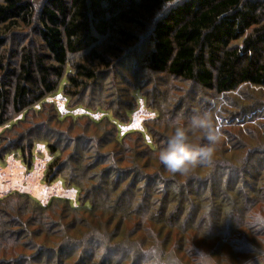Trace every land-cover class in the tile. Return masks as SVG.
Wrapping results in <instances>:
<instances>
[{
    "label": "rangeland",
    "instance_id": "1",
    "mask_svg": "<svg viewBox=\"0 0 264 264\" xmlns=\"http://www.w3.org/2000/svg\"><path fill=\"white\" fill-rule=\"evenodd\" d=\"M184 1L163 4L151 20L157 22ZM29 2L35 12L32 23H18L6 31V63H16L22 46L42 50L37 16L46 0ZM153 26L138 31L132 45L112 52L110 67H99L96 79L80 94L70 86L21 112L9 106L8 119L0 125V200L17 194L33 199L25 204L13 200L1 217L8 219L7 233L26 234L30 228L37 235L32 237V246L25 245L28 238L20 237L17 245L0 247V256L30 257L52 248L69 257V261L61 259L63 264L76 258L77 264H264V237L256 235L264 226L250 219H264V165L260 166L264 158L260 154L264 151V87L244 84L217 94L191 81L149 70L144 57L151 49ZM97 43L101 49L103 40ZM78 59V55L69 58ZM193 110L211 115L219 131L215 151L210 162L189 173L169 174L157 159L158 148L173 133L169 120L181 114L190 116ZM198 137L201 133H193L191 142L200 143ZM31 147L29 156L26 152ZM55 160L58 167L52 164ZM227 164L234 170L224 172L222 182L227 191L230 174L235 194L221 193L216 187L220 208L191 199L170 203L169 193L187 177L197 196H202L205 188L198 178L219 176L222 170L218 166ZM50 167L60 175L48 181ZM133 171L145 181L138 182L137 188L131 185L118 201L124 204L120 202L117 213L111 206V213L107 182L129 180ZM245 177L250 179L238 181ZM160 197L161 202H156ZM93 202L97 211H90ZM154 206L161 215L153 214ZM36 208L48 210L40 214ZM23 210V220L32 217L31 226L19 223ZM231 226L239 228L228 244H218ZM247 250L255 253L241 255ZM20 259H15L17 264Z\"/></svg>",
    "mask_w": 264,
    "mask_h": 264
},
{
    "label": "trees",
    "instance_id": "2",
    "mask_svg": "<svg viewBox=\"0 0 264 264\" xmlns=\"http://www.w3.org/2000/svg\"><path fill=\"white\" fill-rule=\"evenodd\" d=\"M171 1L46 0L37 16V33L42 41V50L22 46L17 52L19 59L12 64L4 60L8 42L6 31L13 29L18 23L30 25L35 12L29 0H0V28L3 27L0 29V125L8 119L9 106L14 111L21 112L59 88L66 89L70 86L80 94L88 82L96 79L99 67H110L111 53L117 52L121 46L132 45L138 38L137 32L143 31L151 23L154 24L151 49L144 57L149 70L191 81L203 89L214 90L217 94L232 92L244 84L264 87V2L185 0L160 20L153 22V14L163 4ZM4 29L6 30L3 31ZM98 39L104 42L101 49L98 47ZM74 55H78L80 59L70 61L69 58ZM48 148L53 152L57 151L53 145ZM20 149L21 154H24L22 148ZM27 152L26 154L32 156V147ZM262 153L264 151L260 152ZM29 160L26 158L27 162ZM260 162V166L264 165V158ZM52 164L58 165L56 160ZM50 168L52 171L47 174L50 176L48 181L60 175V172L55 175V169ZM218 169L222 170L219 176L198 178L205 188L202 196H197L192 189L191 180L187 177L176 187V191L169 193L172 196L170 203L191 199L190 201L220 208L218 204L221 202H216L219 194L214 195L215 188L222 191L221 193L235 192L229 184L230 174L226 182L227 191L222 182L223 173H232L234 168L227 164L218 166ZM261 169L264 171V166ZM131 175L133 176L129 180L113 179L107 182L108 210L111 213V206H115L113 212L117 213L121 202L118 201L129 192L131 185L137 188L138 182L145 181L144 178L139 179L134 175V171ZM245 179L250 178H238V181H247ZM173 180L171 184L174 185ZM251 180L255 181L256 178L252 176ZM202 197L206 201H202ZM15 199L25 204L31 203L33 198L26 194H17L0 200V247L4 249L17 245L20 237L28 238L25 245L32 246V237L37 235L30 228L25 230L26 234L24 231L7 233L8 219H2L1 215L7 213L8 204ZM85 200L88 201L89 197ZM160 200L161 197L155 201L159 203ZM123 204L122 201L121 205ZM90 206V211H97L94 202ZM36 210L42 214L48 209ZM24 212L25 210L19 213L18 221L22 225L31 226L32 217L23 220ZM157 213L161 215L154 206L153 214L157 216ZM250 219L252 223L264 226V219ZM241 224L247 227V224ZM238 228L228 227L229 231L225 237L219 238L221 241L218 244H228ZM247 229L254 230L252 226ZM262 234L264 237V230L256 231V235ZM60 253L62 250L46 248L43 253L30 257L14 253L13 256H0V259L3 260L1 264H17V257L21 258L18 264H63L61 259L70 260ZM254 253L253 250H247L241 255L246 257ZM76 259L67 264H77L78 258ZM256 263L259 264V261Z\"/></svg>",
    "mask_w": 264,
    "mask_h": 264
},
{
    "label": "clouds",
    "instance_id": "3",
    "mask_svg": "<svg viewBox=\"0 0 264 264\" xmlns=\"http://www.w3.org/2000/svg\"><path fill=\"white\" fill-rule=\"evenodd\" d=\"M169 125L173 128V133L157 154V159L166 172L184 175L196 166L211 161L219 131L214 128L208 111L193 110L187 117L177 115L169 120ZM197 132L201 133V137H198L201 142L193 143L190 136Z\"/></svg>",
    "mask_w": 264,
    "mask_h": 264
}]
</instances>
